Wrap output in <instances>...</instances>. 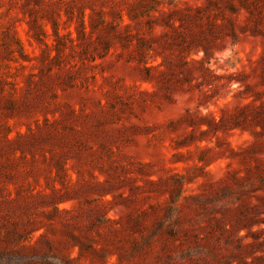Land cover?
<instances>
[{"label":"rangeland","instance_id":"rangeland-1","mask_svg":"<svg viewBox=\"0 0 264 264\" xmlns=\"http://www.w3.org/2000/svg\"><path fill=\"white\" fill-rule=\"evenodd\" d=\"M0 264H264V0H0Z\"/></svg>","mask_w":264,"mask_h":264}]
</instances>
